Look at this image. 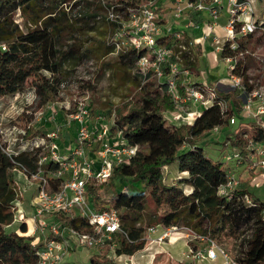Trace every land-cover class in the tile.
I'll use <instances>...</instances> for the list:
<instances>
[{
	"label": "trees",
	"instance_id": "1",
	"mask_svg": "<svg viewBox=\"0 0 264 264\" xmlns=\"http://www.w3.org/2000/svg\"><path fill=\"white\" fill-rule=\"evenodd\" d=\"M69 1L0 0V96L23 92L28 86L36 97H41L42 103L49 101L51 96H59L63 91L66 64L78 65L89 55L99 58L116 53L115 63L124 74L129 76L132 71L135 72L133 76L137 80L134 82L140 88L138 97L135 102L116 109L109 130L116 140L123 139L129 145H136L137 150L127 163L112 168L107 181L88 183L86 188V198L94 209L112 208L116 211L120 230L113 232L110 239H104L103 247L106 246L107 251L91 259L90 264H113L114 256H131L142 250L148 242L144 232L151 225L188 226L195 231L209 233L223 247L229 241L238 239L243 228L262 229V202L249 192L251 174L240 181L230 196L221 195L218 188L226 181L227 170L232 165L212 160L197 141V137L215 126L218 129L214 144L241 148L247 139L241 136L242 133L246 132L255 139L262 137L261 131L256 132L252 128V119L238 115L242 101L240 93L234 88L218 85L217 97L226 101V112L213 102L202 109L193 123H171L164 116L165 111L175 108L167 84L161 81L152 88L151 71L142 76L137 70L136 63L146 50L124 45L121 40L124 34L118 29L119 24L110 18L111 41L94 37L96 43L83 49L86 38L77 40L76 37L84 30L79 21L96 15L87 12L82 16H72L70 11L61 8ZM83 1L76 0L74 6ZM145 2L147 0H100L97 9L112 7L122 11L124 18H129ZM156 4L157 11L165 7L171 9L172 0H159ZM17 11L29 24H25L24 29L14 21ZM201 13L190 12V17L198 23ZM115 17L119 18L118 15ZM160 40L168 48L173 46V54L165 63L166 67L169 61L179 64V56L192 59L189 48H183L186 46L185 39L178 43L162 35ZM237 43L244 56L233 72L246 81L249 74L257 76V71L264 69V61L254 53L256 49H264V35L249 33L237 37ZM117 44L119 49H116ZM234 52L226 44L219 56L224 58ZM180 82L177 81V88L183 92ZM231 116H235L232 124L229 123ZM57 119L60 121L61 116ZM25 128V139L47 133L44 128ZM38 152V149L21 152L15 160L33 169ZM170 164L175 165L178 175L168 177L170 181L166 182L168 175L163 169ZM44 167L54 169L56 164H45ZM12 168L20 169L0 148V264H35L37 251L44 243L41 237L35 243L37 233L23 234L27 230L25 222H18L9 228L17 222L14 220V201L18 192ZM51 182L56 187L60 180L52 178ZM245 195L252 204L245 201ZM51 219L79 232L92 230L82 217L55 213ZM26 222L29 230V220ZM256 231L252 238L256 237ZM52 237L60 238L50 234L47 239ZM162 253L155 252L151 264H157L159 257L164 256ZM236 258L241 264H264V251H253L249 257Z\"/></svg>",
	"mask_w": 264,
	"mask_h": 264
},
{
	"label": "built area",
	"instance_id": "2",
	"mask_svg": "<svg viewBox=\"0 0 264 264\" xmlns=\"http://www.w3.org/2000/svg\"><path fill=\"white\" fill-rule=\"evenodd\" d=\"M157 1L159 0H147L137 11L138 17L142 18L135 30L120 29L123 34H127V40L122 41L124 45L146 50L136 63L138 72L145 76L151 71L150 76L155 77L158 83L164 81L167 84L171 100L175 102L174 110L170 111L172 119L177 123L185 124L193 123L202 113V109L213 102L219 105L222 112H226L227 103L217 97L216 91L217 86L226 80V87L234 88L241 95V109L238 115L252 119L254 123L252 128L256 132L261 131L262 137L255 139L249 137L246 132L241 134L247 139L241 148L233 147L232 153L227 154V159L232 162L226 164L232 167L227 170L226 181L219 186L218 192L230 196L244 179L242 173L240 174L241 170H245L247 176L254 173L253 176L264 183V69L257 71V76L249 74L246 81L233 72L239 59L244 56V51L238 49L237 37H244L249 33L264 35V6L261 16L256 14L255 7V3H264V0H226L225 10L228 17L221 36L214 31V27L223 0H172V23L167 26L156 21ZM190 12H202L209 16V23H206L202 29V38H210V44L218 54L226 44L230 50L235 51L234 54L221 58L227 63V70L226 76L218 82L220 84L212 86L206 83H193L189 80L191 71L188 68H179L175 62L169 63L168 75L164 76L165 63L173 54V46L168 48L161 42L160 37L167 35L171 40L181 43L186 37L187 28L196 30L201 28L199 23L191 19ZM131 16L134 21L136 13ZM193 43L195 40L188 39L183 48L191 49ZM178 80L181 81L183 92H179L177 88ZM85 104L84 101H75V108L67 114V121L63 123L56 121L57 111L54 110L53 103L48 105L50 113L46 111L53 124L44 135L39 134L25 139V127L13 125L8 131L0 127L1 150L12 164L20 167L18 171L24 174L25 178L36 184V195L31 201L33 211L31 216L25 217L24 211L18 206L19 200L14 201L16 210L14 220L25 223L26 220H30L32 235L37 233V238L41 237L44 242L37 251L35 264H71L64 257L68 249L72 248V243L76 246L103 247L104 239H110L113 232L120 230L116 211L112 208L94 209L86 198V188L88 183L99 184L107 181L112 168L127 163L135 154L137 146L129 145L123 139L116 140L110 135L109 126L105 124L95 122L96 125L90 126L89 110ZM234 121L235 116H231L229 123L232 124ZM70 124L75 126L74 142L63 150V145H60V135L64 126ZM214 129L217 130L218 126ZM35 149L39 152L33 169L15 160V156L19 153ZM51 163L56 164V168L47 170L44 165ZM52 178L59 179V185L54 187ZM244 199L252 204L248 195H245ZM55 213L85 218L92 230L79 232L62 226L51 219ZM261 213L264 222V201ZM50 234L59 235L60 238L47 239ZM173 235L183 239L187 248L174 264L176 262L177 264H241L209 233L198 232L183 225L163 227L160 224L148 226L144 232L145 240L156 246L155 250L149 249L152 259L150 263L145 264L152 263L158 247L168 242ZM124 264L133 263L132 260H127Z\"/></svg>",
	"mask_w": 264,
	"mask_h": 264
},
{
	"label": "rangeland",
	"instance_id": "3",
	"mask_svg": "<svg viewBox=\"0 0 264 264\" xmlns=\"http://www.w3.org/2000/svg\"><path fill=\"white\" fill-rule=\"evenodd\" d=\"M75 1L76 0H70L68 3L63 4L61 8L70 11L72 16L76 17L87 14V12H92L96 15L90 19L86 18L79 21V25H82L84 30L79 34L77 33L76 37L77 40H79L80 37L86 38L83 44V49L86 46L91 47L96 43L93 39L94 37H98L105 41H111V33L108 26L110 24V19H113V21L119 24L118 29L122 28L123 30L131 31L135 30L137 23H139L142 18L141 16L138 17V13H136L134 21L132 16L124 18L122 16V11L116 10L112 7H99V9H97L100 0H84L79 5L74 6ZM259 10L260 9H258V12L260 13ZM171 13L172 11L168 10V8L166 9V7L161 11H157L156 21L167 26L169 23H172L171 18L169 17V14ZM115 15H118L119 18L115 17ZM45 17L46 16L43 18ZM225 17V9H222L217 22H219V24H224ZM13 18L14 21L24 29L25 24L27 23L21 16L20 11H17ZM85 21H87L86 24H84ZM218 28V30L215 29L214 31L220 36L223 35L220 26H218ZM126 35L127 34H124L121 40L126 41ZM71 41L72 40H70V42ZM168 41L170 44L173 43L170 40ZM209 42H211L210 39H208L207 43ZM207 43H204L205 45L203 44L201 54H196L197 58L196 56L192 57V59L187 58L186 56H179L177 60L179 62V68H188L189 71H191L189 75V80L191 82L197 83L194 79L198 78L203 83L213 86L216 79H223L226 76L227 63L222 60L213 47L209 46ZM116 49H119V47L116 46ZM196 51H198V49ZM254 53L264 61V49H256ZM192 55L194 54L192 53ZM115 58L116 53H108L99 58L89 55L78 65L70 66V64H66L67 73L63 80L64 88L62 89L63 91L60 92L62 95L60 94L56 97L53 95L49 101L43 103L41 102V97H36V95L32 93V90H29L30 87L28 86L23 92L0 96V127L3 130L8 131L13 125L20 128L28 126L31 129L44 128L45 132H47L51 129L53 124L52 120L49 118L50 115L48 112L50 113V111L48 110V105H52L53 103L54 110L57 111L55 119L58 121L57 117L61 116V120L58 121V123H63L67 121V114L75 108V101H84V103H86L85 105H87L89 110L88 123L90 126L94 125L96 122L110 127L113 124L116 109L124 108L126 104L135 102L140 89L139 85L134 82L137 80L136 77L133 76L135 72L132 71L129 76L125 75L124 71L116 65ZM164 71V76L168 75L167 67H165ZM204 74L207 75L206 79L203 76ZM152 81L154 82L152 88H154L157 86L158 80L155 77H152ZM221 83L223 86H227L226 80H223ZM187 105L190 106L189 103H187ZM46 110H48V112ZM164 116L171 123H176L172 119V113L170 110L165 111ZM97 117L99 118L97 119ZM74 136V124L65 125L60 135V145H63V150H66L64 147H67L74 142ZM215 140V129L204 132L197 137V141L203 147L204 152L212 160H221L223 163L227 164L231 163L232 161L227 159V154L232 153V147L229 145L214 144ZM18 170L20 169L12 168L15 178L14 185L18 192V198L16 200H19L18 206L24 211L25 217H28L33 214L31 201L34 200V196L36 195V184L30 179L25 178V175ZM163 171L167 172L168 175L166 176V182L170 181L168 177H176L178 175V171L174 164L164 166ZM238 171H240V168ZM241 173L243 178L247 177L245 170H241L240 174ZM253 174H251L252 179L250 178L249 181V192L263 202L264 183L256 176H253ZM106 187L107 186H105V188ZM15 217L16 210L14 211V218ZM17 223L18 220L17 222H13L9 228L14 227ZM29 223L30 230L32 227L30 220ZM25 224L28 230V224ZM27 230L23 234H33L32 231L29 232V230ZM241 231L243 232L238 239L232 242L229 241L228 244L224 245L233 257L244 258L249 257L253 251L255 253L259 251L262 253L264 251V227L257 231L252 227L246 229L243 228ZM255 231L257 232L256 237L252 238ZM37 241L38 238L36 235L34 242L36 243ZM71 246L72 248L68 249V252L64 257L65 260L71 264H90L91 259L102 255L101 253H103V251H107L106 246L101 248L97 246L86 247L81 245L76 246L75 243H72ZM154 247L156 248L155 244L147 242L145 247L137 252L136 255L134 254L125 259H118L114 264H124L127 260H132L133 264L150 263L152 256L150 255L149 249L155 250ZM186 249L184 240L180 239L179 236L173 235L168 242L163 243L161 247H158L156 250L157 252L163 251L162 254L164 255L159 257L157 264H174V261L180 259L182 257V252Z\"/></svg>",
	"mask_w": 264,
	"mask_h": 264
},
{
	"label": "crops",
	"instance_id": "4",
	"mask_svg": "<svg viewBox=\"0 0 264 264\" xmlns=\"http://www.w3.org/2000/svg\"><path fill=\"white\" fill-rule=\"evenodd\" d=\"M168 3V2H167ZM225 4H226V0H223V6H222V8H221V10L222 9H225ZM263 6H264V3L263 2H257V3H255V7H256V14L257 15H259V16H261L262 15V13H263ZM167 9V8H166ZM258 9H260L259 11H260V13L258 12ZM168 10H171L170 8H168ZM225 14H226V17H225V23H226V20H227V17H228V15H227V13H226V10H225ZM169 17L171 18V14H169ZM199 18H200V20L198 21V23H199V25H200V27L201 28H199V29H193V28H191V27H189V28H185L186 29V37H185V40L187 41L188 39H193V40H195V43H193V45L191 46V49H188V53H190V55H191V58L192 57H194V56H196V58H197V55L196 54H201V52H202V46H203V44L204 43H207V41H208V39H210V38H202V33H203V28H204V26L206 25V23H209V21H210V19H209V16L206 14V13H201L200 14V16H199ZM198 18V19H199ZM218 21V19L216 20V26L214 27V30L215 29H219L218 28V26H220V29L223 31V26H224V24L223 23H220L219 24V22H217ZM224 21V20H223ZM170 24V23H169ZM163 25V24H162ZM209 46H211V44H210V42L209 43H207ZM205 45V44H204ZM212 47V46H211ZM198 49V51H196ZM192 53L194 54V55H192ZM204 76V78L206 79V74H204L203 75ZM195 80V82H197V83H203L201 80H199L198 78L197 79H194ZM221 80L222 79H219V80H215V84L214 85H216L219 81L221 82ZM218 84H220V83H218ZM210 85V84H209ZM221 86H223L222 85V83H221ZM19 234H21V232L20 231H17ZM126 257H128L127 255H120V256H114L113 257V264L118 260V259H125ZM149 263V262H148ZM140 264H142V263H140ZM143 264H145V263H143Z\"/></svg>",
	"mask_w": 264,
	"mask_h": 264
}]
</instances>
